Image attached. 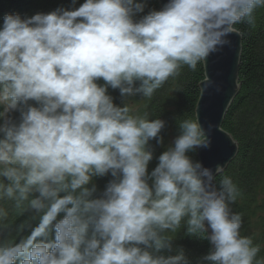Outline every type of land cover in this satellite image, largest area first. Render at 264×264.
I'll return each mask as SVG.
<instances>
[{"label": "clouds", "instance_id": "9594fccd", "mask_svg": "<svg viewBox=\"0 0 264 264\" xmlns=\"http://www.w3.org/2000/svg\"><path fill=\"white\" fill-rule=\"evenodd\" d=\"M146 6L85 0L74 10L4 16L0 264H190L183 249L160 254L173 250L169 233L182 224L212 245L201 264H264L259 245L240 234L233 180L224 176L217 187L223 166L213 171L188 155L210 146L213 126L181 121L149 173V142L163 144L165 121L133 115L108 94L110 86L151 99L184 66L195 71L231 35L242 37L235 25L255 28L264 0H168L136 19ZM108 174L95 196L89 184ZM10 213L27 218L17 224Z\"/></svg>", "mask_w": 264, "mask_h": 264}, {"label": "trees", "instance_id": "16d2710c", "mask_svg": "<svg viewBox=\"0 0 264 264\" xmlns=\"http://www.w3.org/2000/svg\"><path fill=\"white\" fill-rule=\"evenodd\" d=\"M85 0H0V28L3 18L7 14H19L22 18L31 17L38 13H50L57 8L74 10ZM144 2V0H137ZM159 0H147V6L136 19L147 15L150 11L161 10ZM255 28H249L241 23L235 27L241 30L242 53L239 67L240 90L230 105L224 118L223 128L230 132L238 142V153L228 166L217 175L216 185L224 176L230 177L239 190V196L231 205L233 212L242 215L241 236L251 237L254 245H259L260 251L256 260L264 261V8L258 9ZM205 78L204 63H198L195 71L184 66L179 76L169 80L156 92L151 99L142 98L140 94L133 97H122L119 89L108 87V94L112 96L117 106L130 108L133 115L148 113L150 119H162L165 127L160 136L163 144L156 139L149 142V149L153 152V159L148 166L150 173L158 164V157L180 134L179 123L185 119L196 120L195 108L200 95V82ZM103 85L104 81L98 80ZM136 86H139L137 82ZM35 105V102L30 101ZM3 108L0 106V111ZM19 122V112L10 114ZM2 123V121H0ZM2 138V134H0ZM198 161L197 150L188 153ZM113 179L110 174L94 177L92 182L97 188L95 196H99ZM7 182V181H5ZM61 213L57 219L63 218ZM27 218V214L19 219L10 213V219L19 224ZM38 222H34L33 226ZM186 228L182 224L172 236L171 252L162 250L160 254L176 255L178 249H183L190 264H201L202 257L212 249L207 239H200L186 235ZM30 234V229L24 235ZM203 264H209L203 261Z\"/></svg>", "mask_w": 264, "mask_h": 264}, {"label": "water", "instance_id": "95a60500", "mask_svg": "<svg viewBox=\"0 0 264 264\" xmlns=\"http://www.w3.org/2000/svg\"><path fill=\"white\" fill-rule=\"evenodd\" d=\"M159 1L161 7L168 2ZM229 39L230 45L210 55L203 62L205 78L200 82V95L195 108L196 121L202 124L205 131L209 125L213 126L209 134L210 146L207 149H197L198 161L213 171L218 164L223 166V171L238 153V142L223 128V122L240 90L242 37L233 34ZM210 231L209 229V233Z\"/></svg>", "mask_w": 264, "mask_h": 264}, {"label": "rangeland", "instance_id": "374dc122", "mask_svg": "<svg viewBox=\"0 0 264 264\" xmlns=\"http://www.w3.org/2000/svg\"><path fill=\"white\" fill-rule=\"evenodd\" d=\"M217 177V176H216Z\"/></svg>", "mask_w": 264, "mask_h": 264}]
</instances>
